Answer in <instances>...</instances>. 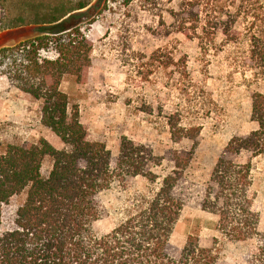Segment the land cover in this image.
<instances>
[{"label":"trees","instance_id":"1","mask_svg":"<svg viewBox=\"0 0 264 264\" xmlns=\"http://www.w3.org/2000/svg\"><path fill=\"white\" fill-rule=\"evenodd\" d=\"M91 2L0 0V31H38L31 39L0 49V76L38 103L40 124L62 144L55 149L40 139L9 144L0 153V205L24 196L10 228L0 233V264H226L216 240L202 247L189 236L181 249L170 245L184 207L174 191L195 145L156 156L149 145L122 137L113 161L104 143L89 139L77 106H70L61 91L65 76L86 82L92 46L74 19ZM168 14V30L197 41L204 51L220 35L227 44L244 40L247 59L264 63V0H177ZM250 103L256 129L228 140L200 201L202 211L217 217L223 239L255 242L235 264H264V225L253 209L252 193V160L264 154V94L253 92ZM168 125L175 141L191 137L184 128L176 131L175 122ZM241 155L244 163L236 161ZM46 158L50 169L44 175ZM137 177L146 181L145 190L127 197L119 222L109 233L96 236L100 194L115 183L126 192Z\"/></svg>","mask_w":264,"mask_h":264},{"label":"rangeland","instance_id":"2","mask_svg":"<svg viewBox=\"0 0 264 264\" xmlns=\"http://www.w3.org/2000/svg\"><path fill=\"white\" fill-rule=\"evenodd\" d=\"M176 1L92 0L74 19L92 46L86 82L78 84L72 76H65L60 89L68 96L70 106H77L89 139L104 143L113 161L122 137L149 145L156 156L170 150H190L195 145L192 160L174 191L183 199L184 207L170 245L181 249L189 236L202 247H210L216 240L220 259L235 264L255 242L223 239L217 232V217L202 211L200 201L228 140L257 127L250 120V95L264 94V63L247 59L244 40L227 44L218 35L212 47L204 51L197 41L168 30L172 22L168 11L175 8ZM236 28L241 32L240 24ZM37 34L23 28L16 34L21 40L13 46ZM169 121L175 122L176 131L184 128L191 137L175 141ZM40 139L55 149L62 148L59 139L40 124L38 103L0 76V153L9 144L37 143ZM245 160L241 155L236 161ZM252 164L253 209L262 227L264 154L254 158ZM49 169L46 158L42 174ZM145 188L146 181L137 177L126 192L117 183L102 192V216L93 225L95 235L109 233L123 216L126 198ZM23 197L0 205V233L10 228Z\"/></svg>","mask_w":264,"mask_h":264},{"label":"crops","instance_id":"3","mask_svg":"<svg viewBox=\"0 0 264 264\" xmlns=\"http://www.w3.org/2000/svg\"><path fill=\"white\" fill-rule=\"evenodd\" d=\"M31 27H25V29ZM23 28L7 29L0 31V49L8 46H13L21 40L20 36L16 35ZM32 29V28H31ZM9 35V36H7ZM7 37V38H6Z\"/></svg>","mask_w":264,"mask_h":264}]
</instances>
